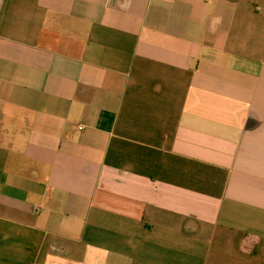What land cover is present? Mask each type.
Masks as SVG:
<instances>
[{
  "label": "crops",
  "instance_id": "obj_1",
  "mask_svg": "<svg viewBox=\"0 0 264 264\" xmlns=\"http://www.w3.org/2000/svg\"><path fill=\"white\" fill-rule=\"evenodd\" d=\"M0 264H264V0H0Z\"/></svg>",
  "mask_w": 264,
  "mask_h": 264
},
{
  "label": "built area",
  "instance_id": "obj_2",
  "mask_svg": "<svg viewBox=\"0 0 264 264\" xmlns=\"http://www.w3.org/2000/svg\"><path fill=\"white\" fill-rule=\"evenodd\" d=\"M80 129H83V127H79Z\"/></svg>",
  "mask_w": 264,
  "mask_h": 264
}]
</instances>
